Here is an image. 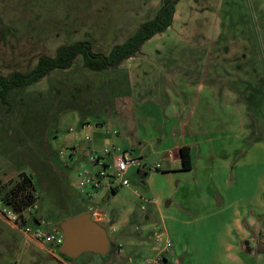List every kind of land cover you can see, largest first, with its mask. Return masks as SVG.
I'll use <instances>...</instances> for the list:
<instances>
[{
  "label": "rangeland",
  "instance_id": "1",
  "mask_svg": "<svg viewBox=\"0 0 264 264\" xmlns=\"http://www.w3.org/2000/svg\"><path fill=\"white\" fill-rule=\"evenodd\" d=\"M247 1L181 0L188 16L184 32L192 31L188 37L168 41L160 50H150L151 44L146 43L144 54L125 61L121 68L101 72L87 69L79 55L71 68L55 70L27 87L11 90L7 103L0 98V201L7 203H1L0 210H11V202L21 207L9 193L25 173L39 210L28 212L27 222L21 226L32 225L37 217L59 229L62 221L83 211L100 223L96 219L100 214H94L99 212L106 219L100 224L115 248L108 257L87 252L69 261L53 244L42 248L0 214V264L140 262H130L119 254L112 230L120 220L126 221L133 232L140 228L138 237L149 233L146 226L151 222L144 220V211L140 210L146 204L140 177L133 175L129 186L143 199L127 188L116 198L113 193L106 197L105 190H92L90 197L75 187L77 172L85 164L79 155L91 144L86 136L91 137L98 120L110 119L111 126L118 128L122 118L127 121L133 114L132 104L150 99L162 105L167 96L180 97L182 87L175 86V81L182 72L192 73V78L217 72L236 84L234 97L226 94L225 86H219L218 115L213 124L229 129L245 120L246 146H254L264 135V16L254 14ZM161 4L162 0H0V74L28 72L40 56L54 55L60 45L78 40H89L95 51L108 53L140 23L154 17ZM170 63L192 69L163 72L155 67ZM205 64L209 69L202 67ZM256 106L263 111H257ZM88 122L91 126L85 125ZM77 145V158H70V151ZM143 159L152 164L156 160L150 155ZM248 161L250 167L262 170L264 151L255 152ZM250 177L252 186L254 177ZM123 198L130 201L128 206L121 202ZM155 226L160 232V226Z\"/></svg>",
  "mask_w": 264,
  "mask_h": 264
},
{
  "label": "crops",
  "instance_id": "2",
  "mask_svg": "<svg viewBox=\"0 0 264 264\" xmlns=\"http://www.w3.org/2000/svg\"><path fill=\"white\" fill-rule=\"evenodd\" d=\"M180 1L172 25L146 42L151 44L150 50L165 49L168 41L191 35L192 31L184 32L188 29V16ZM247 2L254 14L264 16V0ZM138 54H144L142 49ZM203 66L209 69V64ZM155 67L163 72L192 69V66L181 67L175 63ZM192 76V73L182 72L175 81V86L182 87L180 97L167 96L162 105L150 99L143 104H132L134 110L127 118L129 122L122 118L118 128L111 126L110 119L107 120L109 125L107 121L98 120L92 126L91 144L87 148L114 145L140 158L144 155L156 158L153 164L143 159L142 166L129 175L130 183L133 175L140 177L145 199L130 186L114 191L102 189L106 197L113 193L116 198L124 188L140 195L146 203L140 206L144 220L151 222L146 226L150 227L149 233L141 234V238L136 235L141 233L140 228H136L139 233L133 232L126 221L117 220L112 230L116 232L118 252L130 262L153 256L158 250L154 241V235L159 233L157 224L164 237L173 243L165 253L167 264L175 260L179 264H264V168L259 170L248 163L255 152L264 151V135L247 148L245 120L240 126L219 129L213 124L218 115L215 109L219 86H225L226 94L230 92L234 97L236 84L224 76L219 77L217 72L201 74L198 78ZM254 108L263 111L262 107ZM249 141L251 144L250 138ZM183 147L189 149L190 169L183 167ZM85 148L79 155L81 161L86 158ZM156 163H160L161 168L151 170ZM121 202L126 206L130 204L124 198ZM97 213L100 218L96 219L105 222V216ZM133 233L134 236H129ZM246 246L253 247L254 251L249 252Z\"/></svg>",
  "mask_w": 264,
  "mask_h": 264
},
{
  "label": "trees",
  "instance_id": "3",
  "mask_svg": "<svg viewBox=\"0 0 264 264\" xmlns=\"http://www.w3.org/2000/svg\"><path fill=\"white\" fill-rule=\"evenodd\" d=\"M179 0H162L160 8L154 17L139 24L137 29L122 43L112 46L108 53L97 52L89 40H78L72 43L62 44L54 55H42L39 57L36 66L28 71H13L9 76L0 74V98L7 103V95L13 89L27 87L40 79L46 77L55 70H67L72 67L79 55L84 58V65L92 71H105L115 69L126 60L140 53L143 45L155 35L166 31L173 23L176 6ZM181 158L185 169L191 168V157L189 149H181ZM30 178L22 173L21 179L16 182L10 191L13 201L21 206L29 205L34 199L30 188ZM12 203V202H11ZM248 241L246 242L247 245ZM249 252L254 251L253 247L246 246ZM65 259L72 261V259Z\"/></svg>",
  "mask_w": 264,
  "mask_h": 264
},
{
  "label": "built area",
  "instance_id": "4",
  "mask_svg": "<svg viewBox=\"0 0 264 264\" xmlns=\"http://www.w3.org/2000/svg\"><path fill=\"white\" fill-rule=\"evenodd\" d=\"M86 126H91L88 122ZM84 125V126H85ZM114 131V134H117ZM86 140L90 141L91 137L86 136ZM78 145L74 146L69 153L70 158H77ZM86 158L85 164L77 172V179L75 187L82 193L92 196L91 191H99L102 189H121L130 185L129 174L135 169L142 166L140 157L114 145H105L100 149L85 148ZM63 154V151H61ZM80 158V156H79ZM161 168L160 163H156L150 167L151 170H158ZM33 201L27 206L17 208L13 202L8 204L11 210L4 208L0 210V214L12 225L20 228L31 240L38 242L40 246L46 248V244H53L59 251V247L64 241L62 232L51 222L40 220V218H33V224L27 227L21 226L20 223H26L28 212H36L39 206L35 203V197L32 193ZM7 204L0 201V204ZM94 214H98L95 212ZM154 241L158 246V250L153 256L146 257L138 264H167L165 253L173 246L170 238L164 237L162 232L154 235ZM52 254L53 251H51ZM171 264H179L175 260Z\"/></svg>",
  "mask_w": 264,
  "mask_h": 264
},
{
  "label": "water",
  "instance_id": "5",
  "mask_svg": "<svg viewBox=\"0 0 264 264\" xmlns=\"http://www.w3.org/2000/svg\"><path fill=\"white\" fill-rule=\"evenodd\" d=\"M59 229L64 236L59 247L63 257L74 260L87 252L108 257L114 248L107 230L92 219L91 213L68 218L60 223Z\"/></svg>",
  "mask_w": 264,
  "mask_h": 264
}]
</instances>
